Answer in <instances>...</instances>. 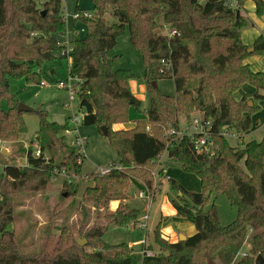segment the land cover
I'll list each match as a JSON object with an SVG mask.
<instances>
[{
  "label": "trees",
  "instance_id": "16d2710c",
  "mask_svg": "<svg viewBox=\"0 0 264 264\" xmlns=\"http://www.w3.org/2000/svg\"><path fill=\"white\" fill-rule=\"evenodd\" d=\"M63 1L0 0V100L8 101L7 110L0 104V142L21 143L28 131L9 79L25 77L41 83L45 63L64 56ZM91 1L94 17L82 20L86 34L72 42L70 74L82 80L78 99L83 124L107 127L106 137L119 155L113 165L121 168L105 175H83L77 150L64 136L68 123L49 120L43 109L29 110L39 117L35 142L43 156L34 157L32 146L27 150L19 144L18 152L28 159L19 166L0 153V264H255L257 256L264 258V137L233 145L222 131L233 130L243 137L253 128L252 115L264 102V71L249 63L252 56H264V34L251 45L242 37L252 23L242 10L253 2L261 17L264 0H239L238 9L222 0ZM108 15L116 22L110 23ZM165 25L176 33H163ZM127 28L143 58L151 102L145 120L117 128L129 124L130 109L142 104L131 88L136 74L120 67L122 55L111 53ZM162 78L174 79L175 95L153 85ZM245 84L253 90L237 98ZM196 115L211 122L213 155L198 153L190 137L170 133ZM165 151L184 171L199 177L198 192L169 180L181 192L178 200H172L177 215L192 222L196 232L172 242L160 223L154 225L144 242V250L153 255L137 254L126 243L105 242L109 224L139 222V210L128 203L133 177L154 190L155 198L160 188L154 189L152 171ZM61 170L71 178L63 183L66 196L77 195L81 181L90 182L82 192L81 217L60 228L51 251L23 253L8 228L17 197L26 191H45ZM214 195H225L236 209L230 224L220 222L215 203L205 209ZM115 202L119 204L113 209ZM79 237L87 239L85 246L78 244ZM247 241L249 249L240 255Z\"/></svg>",
  "mask_w": 264,
  "mask_h": 264
},
{
  "label": "rangeland",
  "instance_id": "374dc122",
  "mask_svg": "<svg viewBox=\"0 0 264 264\" xmlns=\"http://www.w3.org/2000/svg\"><path fill=\"white\" fill-rule=\"evenodd\" d=\"M63 6L67 24V35L64 40H66L65 43L68 42L69 45H72L75 37H83L86 34V31L82 32V29L86 28L84 23L74 19L77 6L82 10L92 12L93 3L91 0H64ZM242 12L244 15H247L248 12V15L251 14L254 18L256 16L251 9L250 12L246 9H243ZM263 17H259V19L261 18L260 20L264 22ZM107 18L110 23L116 22V19L112 15H108ZM163 30L162 32L165 33V30ZM257 31V24L252 25L251 23L245 29L243 38L248 42L250 41V37ZM114 52L122 55L120 67L131 69L136 74L137 77L134 81L137 82L138 93L140 94L141 92L139 88L141 84H145L146 87L144 94L142 93L144 96L141 107L139 109L135 107L130 109V122L123 126L125 128L133 126L136 121L146 119V110L149 109L151 102L150 91L144 79L145 67L143 58L131 41L129 28L118 37ZM69 66V56L65 55L61 57V55H57L54 61L45 63L43 67L41 80L47 83L46 86H41L38 82L27 81L25 77H13L9 79L10 91L17 95L20 104L27 106L29 109H43L47 112L49 120L60 124L68 123L73 114H80L82 110L79 106V99L76 98L74 101H71L69 92L58 86V82L67 80L70 77ZM157 85L162 92L168 95H175L176 93L173 78H162L157 82ZM251 88L249 84H245L237 91V98H240L244 92ZM0 104L3 109H8L7 98H1ZM261 105L262 107L258 111V114L264 117V102ZM258 114L252 115L254 126L249 131L251 136L246 141L254 139L261 140L264 136V127H262L264 120L261 121L260 127L256 125V117H258ZM24 119L28 131L22 136L21 143L0 142V148H6L9 152L8 155L5 154L8 156V159L19 166L26 165L25 156L18 152L19 144L28 147L32 144V141L36 143L35 138L39 129V117L36 113L24 111ZM79 133L86 139V159L82 164L83 175L95 173L98 168H109L111 165L119 162L118 152L109 143L108 138L97 125H84L83 122H80ZM230 142L233 145L240 143L239 139L233 138L230 139ZM34 147L35 145L33 149ZM160 159L157 169L152 171L155 178L154 189L160 188L155 198H153L154 190L151 191L153 195L151 201L147 198L140 197L142 191L149 193V188L141 180L133 177L131 186L133 195L128 200V203L131 207L139 210V222L136 226L134 224L128 226L109 224L103 236L105 242L109 244L126 243L132 247L135 253L143 254V241L146 238L147 230L152 229L156 223H160L161 228L165 232L173 231L179 234L187 233L190 227L195 228L193 223L185 217L174 215L175 213L172 214L174 210L172 200H178L179 191L171 187L169 180L170 178L175 179L185 186L187 190L198 192L201 190L199 177L194 173L184 171L176 160L169 157L167 151L161 155ZM161 168L165 170L164 174L160 173ZM2 170L3 166H0V172ZM154 172H156V175H154ZM65 179L67 178L57 175V177L52 179L45 191H26L18 195L14 207V220L8 228L14 232L18 248L21 252L35 253L42 250L51 251L56 244L60 228L72 222L79 221L81 217L80 203L82 192L90 182L87 180L81 181L80 192L75 196H66L62 193ZM159 179L163 180V185ZM213 203L217 207L220 222L223 225H228L234 221L237 215L236 209L231 206L225 195H214L213 200H210L206 204L205 209H209ZM147 215L150 218L145 229L140 226V223L145 220L144 218ZM249 246L250 242L247 241L241 249L240 255L246 253Z\"/></svg>",
  "mask_w": 264,
  "mask_h": 264
},
{
  "label": "built area",
  "instance_id": "2783aa9c",
  "mask_svg": "<svg viewBox=\"0 0 264 264\" xmlns=\"http://www.w3.org/2000/svg\"><path fill=\"white\" fill-rule=\"evenodd\" d=\"M227 6L238 9L241 8L239 0H222ZM94 17L93 11H87V10H77L74 16L75 20L82 21L83 19H92ZM64 19L66 20V17L64 15ZM165 34L167 35H174L176 32L171 31L170 28L165 25L164 27ZM86 31V28L82 29V32ZM66 40H64V49L61 52L62 55H66L70 57V63H71V51L73 50V43L72 45H69V43H65ZM70 67V66H69ZM82 80L78 77H74L70 74V77L67 80H61L58 82V86L61 89H65L69 92V97L71 101H74L76 98H78V93L80 92ZM41 86H46L47 83L42 80L40 83ZM82 109V108H81ZM84 117V110L82 109L80 111V114H73L70 117V120L68 122V126L64 130V136L66 137L68 143H70L72 146H74L77 150L78 154V160L77 162L79 164L83 163L86 159V151H85V144L86 139H84L80 133H79V124L83 121ZM211 122L209 120L203 119L201 116L196 115L192 118L191 122L184 123L180 125L179 130L176 131L174 129L170 130L171 134H177L179 137H190L193 140L194 143V149L198 153H204V152H210L211 155H213V141L210 138L209 129H210ZM222 134L224 137L228 139H239L240 142L243 141V137H241L237 132L233 130H223ZM33 156L34 157H40L43 156L42 149L39 145H35L33 149ZM46 160L48 159V156H45ZM121 168L120 166H114L111 165L109 168H98L95 173L98 175H105L109 173L113 168ZM58 175L66 177L67 180L71 181L70 175L66 173L65 170H61ZM154 175H156V172H154ZM149 193H146L142 191L140 193V197L147 198L150 201L152 200V192L148 189ZM145 220L140 223V226L142 228H147V222L149 220V215L145 216ZM145 242V240H144ZM147 255H153L151 251H145L143 252ZM246 253L242 254L245 255Z\"/></svg>",
  "mask_w": 264,
  "mask_h": 264
},
{
  "label": "crops",
  "instance_id": "0c3cea01",
  "mask_svg": "<svg viewBox=\"0 0 264 264\" xmlns=\"http://www.w3.org/2000/svg\"><path fill=\"white\" fill-rule=\"evenodd\" d=\"M245 9L248 11L249 10V12H250V9L251 10H253L254 11V13H255V5L253 4V2H248L247 3V5H246V7H245ZM255 15H256V13H255ZM251 21H252V25H256L257 24V26H258V31L254 34V35H252L251 37H250V41H246L244 38H243V40H244V42L246 43V44H248V45H251L253 42H254V40L259 36V35H261V34H264V22L263 21H261L260 19L264 16H261V18L259 19V17L256 15L255 16V18L253 17V16H251V14H249L248 15V12H247V15H246ZM258 17V18H257ZM264 18V17H263ZM246 29V28H245ZM245 29L243 30V32H242V37H244V32H245ZM249 63L251 64V66H252V68L254 69V70H258V71H264V56H252L250 59H249ZM258 64V65H257ZM52 73H54V71H52ZM131 88H132V91H133V93L136 95V97L137 98H139L141 101H142V98H143V96L144 95H142V93L144 94V92H145V90H146V87H145V84H141L140 85V94L138 93V85H137V82L136 81H131ZM251 90H253V88H251L250 90H247V91H251ZM262 104V103H261ZM261 107H262V105H261ZM255 114H258V112L257 113H255ZM260 114H258V117H256V125L258 126L259 125V127L261 126L260 124H261V121L262 120H264V117H261V116H259ZM253 119V118H252ZM123 126H117V128H122ZM131 127V126H130ZM262 127H264V123H263V126ZM248 133V134H247ZM247 133H245V137H244V135H243V140L245 141V142H247L246 140H248V138L251 136L250 134H249V132H247ZM264 137V136H263ZM263 137H262V139H263ZM261 139V140H262ZM254 140H258V139H254ZM250 141V140H249ZM258 141H260V140H258ZM34 145H36V143H34V144H31L30 146H32V148H33V146ZM30 146H24V148L25 149H27L28 150V148L30 147ZM25 159H26V164H27V161H28V159H27V156L25 157ZM161 160V159H160ZM160 171H162V174H164L165 173V170L164 169H162L161 168V170ZM161 174V175H162ZM159 181H161V183H162V185H163V180L162 179H159ZM161 185V186H162ZM185 187V186H184ZM181 194V192H179V195ZM118 202H115V203H113V205H112V208L113 209H116L117 207H118ZM175 213V214H174ZM172 214H174V215H177V213H176V210H175V208H174V210H173V212H172ZM150 218V217H149ZM157 224V223H156ZM155 224V225H156ZM154 226V225H153ZM195 229V228H194ZM193 229V227H190L189 229H188V232L187 233H175V232H173V231H171V232H168V231H166L165 232V230L164 229H162L161 228V231H162V233H163V235L164 236H166L170 241H172V242H176V241H178L179 240V236L181 235V234H184V235H186V236H190V235H192V234H194L195 232H196V229L194 230ZM143 243H144V241H143ZM145 248V247H144Z\"/></svg>",
  "mask_w": 264,
  "mask_h": 264
},
{
  "label": "water",
  "instance_id": "95a60500",
  "mask_svg": "<svg viewBox=\"0 0 264 264\" xmlns=\"http://www.w3.org/2000/svg\"><path fill=\"white\" fill-rule=\"evenodd\" d=\"M253 49H254V48L251 47V48L249 49V51H253ZM111 53H114V51H112ZM153 85H154L155 87L158 86V85H157V82H154ZM29 110H31V109H29L27 106H25V105L19 103V105H18V111H20V112L23 111V112H24V111H29ZM101 130H102V132H103L105 135L107 134V127H106V126H102V127H101ZM0 153L7 154V155L9 154V152L7 151L6 148H0ZM186 238H187V236L184 235V234H181V235L179 236V240H185ZM77 242H78L79 245H81V246H85V245L87 244V239H85V238H78V239H77ZM263 262H264V258H263L262 255H259V256L256 257V259H255V264H263Z\"/></svg>",
  "mask_w": 264,
  "mask_h": 264
}]
</instances>
